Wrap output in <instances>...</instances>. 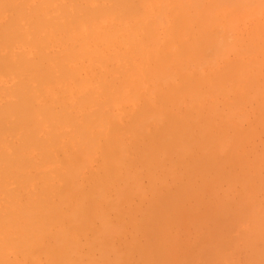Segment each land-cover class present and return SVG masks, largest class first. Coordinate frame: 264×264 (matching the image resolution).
<instances>
[{"label": "bare ground", "instance_id": "6f19581e", "mask_svg": "<svg viewBox=\"0 0 264 264\" xmlns=\"http://www.w3.org/2000/svg\"><path fill=\"white\" fill-rule=\"evenodd\" d=\"M257 37L264 0H0V264H149L165 255L157 245L115 247L131 227L151 226L127 230L134 199L161 200L171 177L178 201L181 183L195 193L196 174L201 203L216 190L232 200L236 187L239 204L256 198L232 217L234 235L264 264V143L244 166L252 181L222 162L264 113ZM206 166L219 179L204 177Z\"/></svg>", "mask_w": 264, "mask_h": 264}, {"label": "rangeland", "instance_id": "374dc122", "mask_svg": "<svg viewBox=\"0 0 264 264\" xmlns=\"http://www.w3.org/2000/svg\"><path fill=\"white\" fill-rule=\"evenodd\" d=\"M251 25H252L251 21H245L244 23L241 24V26H239V28L242 31L241 33H239V36L241 38H243V36L245 37L246 31L250 28ZM240 29H239V31H240ZM257 39H259V41H260L261 37L256 38V41L254 44H258V45H255V46L253 45V46L254 47L257 46L258 48L260 47L259 49L262 50V48H264V46H262V44L264 45V42H262V44H261L260 43L261 41L259 42ZM259 44H261V45L259 46ZM254 47H252V48H254ZM255 49H257V48H255ZM257 57L261 58L260 56H257ZM259 58L258 59L256 58V61L258 60V62H255V58L253 59V61H251L253 63V66H252V64H251V66L254 67L253 69H255V66H254V65H256L255 63L258 64L259 61L261 62V60H259ZM238 63H239L238 61H234L235 65L232 63V67L234 68V67L238 66L239 65ZM257 69H258V65H256L255 70H257ZM263 69L264 68H262L261 70L264 72ZM237 78H238V82H240V83L242 82V80H244V78L242 79V77L241 78L237 77ZM237 78H236V80H237ZM232 80H233V82H235L234 78ZM252 106H254V104ZM257 108L258 107L256 106L255 111H257V110H260V111H258V113L255 112L256 117L253 118L251 123H249V126L251 125L250 127H248V125H246L247 128L245 126H244V128H243V126H241V127H238L237 129H232L233 132H231V136L235 138V140L233 138V141L237 140L236 141L237 143L235 144L237 146L238 143H240V145H241L245 141V136L249 130L248 128H251L247 134L248 136H246V138H247L250 135V137L248 138L249 142H247V145L244 147V149L241 151L240 155L238 156L239 159H241L243 162L241 160L238 161L239 160L238 157L236 159H233L232 156H234L233 155L234 152L232 151V149H229L231 151H229V150L227 151L224 158L221 157L222 160L227 159L226 160L227 164H229V162H230L229 166L228 165L225 166V168H226L225 171L226 172L229 171L230 174L232 173L233 177H234L235 172H236L235 177L236 176H238V177L243 176L242 178H240V179H243V182L246 181V179H247V181L249 179L251 181L254 180V176H255L254 174L255 173L253 172L254 173L253 174L252 171H248V173L250 172V174H248L247 172H246L247 173L246 174L245 171H247L246 170L247 168L244 166L246 164V161H250L251 160L250 158L255 155V154H253V153H255L254 151L258 152V150L262 148L260 146L263 145V143H264V140H263V138H264V116H261L262 114L264 115V113H263V111H261V109H259V108L257 109ZM259 112H261V113L259 114ZM257 114H259V116H257ZM260 118H263V120H261ZM218 127H221V126L219 125ZM240 128H241V130H240ZM245 128L247 129V132H246V130H244ZM242 129L246 132L245 134L243 133L244 131H242ZM234 130H237V131H234ZM241 134H243L244 136ZM242 140H244V141L241 143L240 141H242ZM240 145L237 147H242ZM229 152H231V153L233 152L232 156H231V153H229ZM196 155L198 157L199 154H195L193 156L196 157ZM243 155H244V158H241V157H243ZM194 157H192V159L190 158L188 161L186 160L190 166L191 165L194 166L196 161L200 160L199 157L195 158V159H194ZM217 158H219V157H217ZM224 160L222 162H224ZM239 162H240V164H239ZM242 163L244 165H241ZM240 165L242 166V168L240 167ZM210 167H212V168H210ZM214 167H216V166L214 165ZM216 169H214L213 166H208V169H207V166H206V169L203 170V171H206L205 172L206 174H203V176L204 177L206 176L208 178V175L211 176V174L213 173L211 170H216ZM237 171H238V173H237ZM215 172L212 174V176L215 177V175H216V176L220 177V175L217 174L218 171H215ZM229 172L227 175H230ZM189 173H191V172H189ZM195 174H196L195 172H192V175L190 174L191 177L193 176L192 177L193 179L196 177V176L194 177ZM240 174H242V176H240ZM243 174H245V177ZM196 175H197L196 178H199V179L196 180V184L197 183L198 184H197V186L194 185V187L196 186V187H198V189L195 187L194 189H192L193 192H195V193H191L192 191L190 192L189 187H187L186 184H185L186 187L183 185L185 182L181 183V189L182 190H180V193L182 194V196H181V194H179L180 196L179 195L176 196V199H179V200L178 201L174 200L176 202L175 204L173 201V198L175 197V195L173 197V193H172V192H174V194H175V188H174L175 185H173L174 182H173V179H171V177H169V178L172 181L168 177L166 179V181L168 182L167 183L168 189L166 188V192H164L165 194L160 196L161 200H159L157 198L155 200L152 199L153 200L152 201V200H150L151 197H147L146 199H143L142 201H140V200L138 201L137 199H134L133 205H136L138 210L136 208L137 211H134L133 210L134 207H132V210H131L132 212L130 213V216H132L133 219H131V217L129 219V220H131L132 224L131 223L128 224V222H130V221L129 220L127 221L125 219L126 220L125 226H127V230H129L128 226H130V227H131V225L133 226L132 220H134V224H135V222L140 223L141 222L140 220H142V222H143L144 221L143 219H146V218H147L146 219V222H147L148 218H151V220H152L151 226H150V228L148 227L146 229V231H144V232L142 231L143 234L139 233V234L133 235L135 237H133L131 235L133 233V230H134L133 227H131L130 228L131 231H129L131 233L130 235H129V232H127L128 234L126 233L124 235L125 239H124V237H122L120 239L121 241L120 240H119V242L116 241V243H115L116 249L121 250L124 246L126 247L127 242L129 245L130 243H133V241L134 242L136 241L135 244L137 246L142 244L141 245L142 247L148 246L149 242L151 243V245H157V247H156L157 252H162V254L165 253V255L158 254V256L152 257V255L150 256V254L148 253L150 257H148L149 259L146 262H149V264H181V263H183V264H209L210 261H212V260L215 261V264H256V261L254 259L255 256L257 255V251H256L255 246L245 245L244 242H242V246H240V247L237 245V240H236V237L234 235V232H235V230H236L237 234H239L241 232L237 228L236 220L232 218L233 216L237 215L238 212L243 211L244 208L245 209H251V208L256 207L258 204V203H256V198H251L249 200V204H247L246 206H245V204H241V203L239 204V201L242 200V198H239L240 197L239 195H242L243 190L240 189L241 187L240 188L236 187L235 188L236 190H234L235 196L232 195L234 198L232 200H228V199L224 198L225 195L222 194L223 191L222 192L218 191V193H217V190H216V192H215V194H217L216 199L209 201V203H201V201L198 197L199 194H201V192H198V191L201 190L200 189L201 188L200 183L202 182V180H200L201 177L198 176L199 174H196ZM146 176L144 173L139 178H140L141 184L147 188V185H148L150 179H148L149 177H146ZM211 177H209V179ZM218 177H215V178H218ZM199 180H200V182H199ZM171 183H172V185H171ZM219 189H220V187H219ZM188 190H189V192H187ZM236 191H239L238 192L239 197L237 196ZM250 191H252V190H250ZM240 192H242V193L240 194ZM187 193H188V196H187ZM189 193H191V195ZM166 194H168V195H166ZM169 194H171V195H169ZM149 200H150V202H149ZM176 204H177V207H175ZM122 206H124L123 211L126 210L125 207L128 208L127 205H125L124 203ZM151 208H154V212L152 213L153 215L151 217L150 216L146 217L147 214L148 215L151 214L150 211L153 210ZM172 208H173V210H172ZM144 211L146 213L147 212L148 213L146 214ZM142 212H143V214H142ZM154 213H156V214H154ZM197 213H199L201 217L198 216ZM126 217L129 218V216H126ZM148 221L150 222V220H148ZM146 222H144V223L146 224ZM149 222H147V223L149 224ZM126 223H127V225H126ZM153 225L154 226L159 225L158 227L155 226L157 228V230H155V227L152 228ZM155 232L157 234H155ZM157 237H158L157 241L159 242V244H157V243L152 244L153 241L157 242L156 241ZM133 238H134V240H133ZM223 238H224V243L222 245L221 250H220V246L217 248H214V250H211L209 248V245H213L215 247V246L221 244V241L223 240ZM128 239H130L132 242L130 241V243H129V241H127ZM153 239H155V240H153ZM164 244H165V246H164ZM141 246H139V247H141ZM166 246H167V248H170V250L172 248H174V250L172 249L173 252H171L170 250L167 251V252H171L172 254H168L165 251V250H168V249H165ZM158 247L160 248V250L158 249ZM163 248L165 250H163ZM130 252H132L133 254H131ZM130 252H129L130 254L128 253L127 257L129 259L131 257L130 255H132V257L130 259V261H132V262H130L128 259L127 260L130 263H134V259H135V262L139 261V260H137V258L139 259L141 257L140 253H139L140 251L131 249ZM135 253H137L139 257H137V254H135ZM148 254H146V256Z\"/></svg>", "mask_w": 264, "mask_h": 264}]
</instances>
